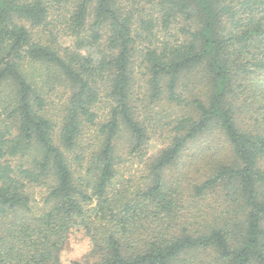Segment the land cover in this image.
I'll use <instances>...</instances> for the list:
<instances>
[{"label":"trees","instance_id":"16d2710c","mask_svg":"<svg viewBox=\"0 0 264 264\" xmlns=\"http://www.w3.org/2000/svg\"><path fill=\"white\" fill-rule=\"evenodd\" d=\"M52 32L107 52L62 56L34 39ZM138 60L140 100L173 108L154 159ZM36 63L71 88L59 124L26 71ZM0 105V264H62L72 229L92 264H264V0H0ZM90 126L82 174L69 154ZM123 132L143 186L119 178Z\"/></svg>","mask_w":264,"mask_h":264},{"label":"rangeland","instance_id":"374dc122","mask_svg":"<svg viewBox=\"0 0 264 264\" xmlns=\"http://www.w3.org/2000/svg\"><path fill=\"white\" fill-rule=\"evenodd\" d=\"M91 16L89 18V23L79 34L76 35L77 39L87 38L91 34L90 28ZM29 28L28 25H26ZM53 36L47 33H39L34 36L35 40H40L42 43H48L53 45L56 49L60 51L62 56H66L71 51H76L83 56H89L93 59H98L104 53L107 52L106 44L97 45H85L81 49H76V37L65 36L61 32H52ZM155 36L159 39H163L165 33L163 31H156ZM140 60L136 61L135 71H136V95L134 96V105L137 110V117L140 122H143L146 128H149V138L146 144V155L145 159H154L164 145L167 143V137L169 134V127L163 123V118L172 113L173 108L169 107L164 101L159 104H149L146 100H140L143 98L141 92H143V68L139 66ZM26 71H28L30 77L33 79L35 86L41 93L45 100V111L47 116L53 121L59 124L61 117L63 115V104L69 98L71 94V88L68 85L66 79L52 65L43 64H26ZM141 86V88H139ZM106 102V98L102 97ZM106 108H105V106ZM102 107L97 108L99 115L105 114L108 105L104 104ZM0 105V117L5 118V111ZM156 115V116H155ZM96 126H90L84 130V134L80 139L79 146L75 149L72 154H69L72 161L74 157L78 156L79 162L75 163L74 167L84 174L87 171L88 164L85 161L88 159V150L90 146L94 143V135H96ZM118 143L120 150L118 154L120 156V176L119 178H129L132 177L134 182H139L141 185L146 181L145 173V163L139 157L126 155V150L124 146L126 145V134L123 132L118 137ZM219 140V139H218ZM202 141H205L203 139ZM221 141V140H220ZM222 142V141H221ZM195 147V146H194ZM193 148V146H192ZM172 168L168 175L173 173ZM143 186V185H142ZM43 189H36L34 195L36 200L40 199L43 194ZM92 244L89 238L85 235L84 231L81 229H72L68 235L65 245L63 246L60 254L59 260L62 264H70L74 261L82 262L83 264H92L94 258L88 256L91 250Z\"/></svg>","mask_w":264,"mask_h":264}]
</instances>
